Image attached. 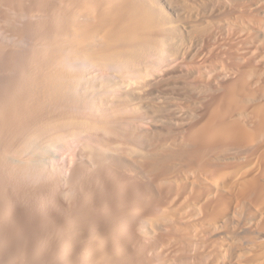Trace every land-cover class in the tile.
I'll return each mask as SVG.
<instances>
[{
    "label": "bare ground",
    "instance_id": "6f19581e",
    "mask_svg": "<svg viewBox=\"0 0 264 264\" xmlns=\"http://www.w3.org/2000/svg\"><path fill=\"white\" fill-rule=\"evenodd\" d=\"M168 1L0 0V264H264V33L174 104Z\"/></svg>",
    "mask_w": 264,
    "mask_h": 264
},
{
    "label": "rangeland",
    "instance_id": "374dc122",
    "mask_svg": "<svg viewBox=\"0 0 264 264\" xmlns=\"http://www.w3.org/2000/svg\"><path fill=\"white\" fill-rule=\"evenodd\" d=\"M171 3H175V5H176V8H174V9H176L174 12H175V14H176V16H175V14L174 15H172V20H173V22L175 23H177V24H179L180 26L181 25H184L183 23H185V22H187V23H189V28L188 29H194V30H196V31H194V33H189L190 34V37L189 36H186V35H183V40H184V42H182L183 40L181 39L180 40V44H181V47H182V49H183V51H184V55L182 56V58H180V59H177V61L175 60V62H173L174 64L172 65V68H170L171 69V71L169 70V72L171 73L172 72V74H168V76H166V78L165 79H163L162 80V83L159 85V87H161V88H159V90H160V92H161V90H162V92H164V97H162L161 99H166V100H169V101H171L172 103H174V104H180L181 103V99H178V98H175V97H177V96H175L174 97V95L175 94H172L171 95V92L170 91H173L174 93H175V90L176 91H179L180 90V88H181V85L182 84H186V82H188V83H197L198 82V84H205V82H207L206 84H208V82L209 83H212L213 81V83H215L216 81H218V79H220L219 77V75H221L220 73L222 72V70H221V68L223 67V65L225 64L226 65V63L225 62H227V59L226 60H224L225 59V55L224 54H226L225 52H227V51H229L231 48H233L232 50L233 51H231L232 52V54H234L233 52H235L238 48L237 47H239L240 46V44L242 45V43H236V42H238V41H240L241 42V40H242V42H244L243 41V39L246 37L247 39H248V36H252L253 37V35L257 38L258 36V39L259 40H261L263 37H262V35H264V34H262V33H264V18L263 17H261L260 15H258V16H254L253 14H255L256 15V13H254L255 11H253V10H250V11H252V12H248V8H234L233 10L235 11V15H237V16H235L234 14L232 15V9H229V8H227V11H226V9L224 10L223 8H221L220 6H218L217 4H218V1L216 2V0H183V2H181L182 0H178V1H176V0H169ZM168 1V2H169ZM181 3H180V2ZM188 3H187V2ZM198 1H204L203 3H204V5H203V3L201 4L200 2H198ZM196 2V3H195ZM179 3V4H178ZM182 3H183V5H182ZM198 3V4H197ZM200 3V4H199ZM206 3H207V5H206ZM209 3V4H208ZM189 5V6H184V5ZM180 7H179V6ZM195 5V6H194ZM203 5L204 7H201V6ZM206 5V6H205ZM215 5V6H214ZM183 6V7H182ZM192 6H193V8H194V10L197 12L198 11V14L197 15H195V11L192 9ZM177 7H178V9H177ZM189 8V9H186V8ZM201 8L200 10L199 9H197V8ZM180 8V9H179ZM192 9V11H188L189 12V14H192L191 15V19L189 18H185L184 16H183V14H182V12L184 11V9H186V10H191ZM204 8V9H203ZM218 8V9H217ZM173 9V10H174ZM202 9H203V11H202ZM212 9V10H211ZM220 9L222 10V11H220ZM183 10V11H182ZM186 10H185V12H186ZM209 10V11H208ZM236 10H238V11H236ZM242 10H244V11H246V12H241ZM207 11V12H206ZM215 11H216V13H215ZM217 11H218V13H217ZM228 11H229V13H228ZM169 12V11H168ZM178 12V13H177ZM191 12V13H190ZM212 12H213V15L215 16H213L212 15ZM225 14H223V13ZM232 12V13H231ZM237 12H241L242 14H243V17L244 16H247L246 17V19L244 18V25L245 26H243V23H241L242 21H243V17L241 18V20H239V19H237V23L236 24H238V27H236L237 25H235V23H233V22H236V19H235V17H238L239 18V14L237 13ZM171 13V12H170ZM204 13V14H203ZM210 15H209V14ZM247 13H248V15H247ZM181 14V15H180ZM201 14V15H200ZM231 14V15H230ZM255 17H253L252 15ZM219 15H221L220 17H219ZM230 15V17H228ZM251 15V16H250ZM201 16V17H200ZM210 16V17H209ZM213 18H212V17ZM234 17V18H232V17ZM240 16H241V14H240ZM248 16H250V18H254V19H256V17H257V20H255V21H253L252 19H249V17ZM178 17V18H177ZM224 17H225V19H224ZM258 17H261V18H258ZM197 18V19H196ZM200 20H199V19ZM201 18H202V20H201ZM218 18V19H217ZM230 20L229 22H231V21H233L232 23H229L227 20L228 19ZM197 21H196V20ZM210 19H212V23L210 22ZM247 19H249V20H247ZM263 21H262V20ZM184 20V21H183ZM190 20V21H189ZM195 20V21H194ZM199 20V21H198ZM208 20V21H207ZM216 22L217 20H218V24H220L221 23V25L223 26L222 27V30L219 32V30L221 29V27H220V25H219V27L220 28H217V26L218 25H215L216 23L214 22V21ZM225 20L232 26L233 24L235 25H233L232 26V28H231V26L228 24V26H226L227 25V22H225ZM249 22V21H253V22H255V27H257V25H259L260 26V28L259 27H257V28H253V26H254V24L253 25H251V23H253L252 21L251 22H249V23H247V21ZM182 21V22H181ZM189 21V22H188ZM205 21V23H206V21L209 23V24H205V23H203ZM223 21H224V23H223ZM239 21V22H238ZM260 21H262V24H261V22ZM179 22V23H178ZM194 22V23H193ZM199 22V23H198ZM201 22L205 25V27H204V29L203 28H201V27H203L204 25L203 24H201ZM213 22H214V24H213ZM175 23V25H177ZM191 23L192 24H194V25H191ZM225 23H226V25H225ZM239 23H241V25L243 26V30H245V28L246 29H248L249 30V32H250V35H249V32H247L246 30L245 31H243V30H240V32L242 31V33H240L239 32V29H242V28H240V27H242L241 25H239ZM197 24V25H196ZM201 24V25H200ZM211 24L213 25V27L215 28V26H216V30L213 28L212 29V31H211V28H210V26H211ZM246 24H250V25H247V26H249L248 28L246 27ZM186 25V24H185ZM188 25V24H187ZM186 25V26H187ZM190 25H191V27H190ZM198 25H199V27H198ZM203 25V26H202ZM224 25L226 26L225 28H224ZM196 28H195V27ZM207 26H209V27H207ZM240 26V27H239ZM224 28V29H223ZM239 28V29H238ZM259 28V29H258ZM201 29V31L203 32L204 30L206 31H204L205 33H201V31H199ZM217 29H219L218 31H217ZM229 29H231V30H229ZM256 31H255V30ZM209 30V31H208ZM234 30H236V31H234ZM238 30V31H237ZM191 31V30H190ZM214 31H217V32H214ZM232 31V32H231ZM193 32V31H192ZM197 32V33H196ZM209 32V33H208ZM246 32V33H245ZM196 33V34H195ZM199 33H201V34H199ZM213 33V34H212ZM217 35L218 33V36H216L215 34ZM227 33V34H226ZM239 33V34H238ZM192 34H194L193 35V37H191L192 36ZM198 34L200 35V37L198 36ZM204 36H203V35ZM209 34H212V35H214L215 36V38H213V36L212 35H209ZM228 34H230V35H228ZM232 34V35H231ZM237 34V35H236ZM244 34L246 35L245 37H243L244 36ZM248 34V35H247ZM262 34V35H261ZM197 35V36H196ZM208 35V36H207ZM220 35H222V36H220ZM227 35V36H226ZM234 35V36H233ZM236 35V36H235ZM242 35V37H240ZM257 35V36H256ZM202 36V37H201ZM212 36V37H211ZM238 36V37H237ZM260 36H261V38H260ZM2 37H6V35H4V36H2ZM2 37H0V38H2ZM227 37V38H226ZM236 39H234V38ZM186 38V39H185ZM192 38V39H191ZM193 38H196V40H197V42H196V40L195 39H193ZM208 38H211V39H209L208 40ZM225 38V39H224ZM229 38V39H228ZM238 38H240V39H238ZM254 38V37H253ZM215 39H217V41L215 40ZM220 39H221V41H223V42H221L220 41ZM5 40V39H4ZM195 40V41H194ZM203 40V41H202ZM208 40V41H207ZM211 40H213V41H211ZM225 40V41H224ZM228 40V41H227ZM230 40V41H229ZM244 40H246V39H244ZM8 41H9V39H8ZM7 41V42H8ZM31 41V43H33L32 42V40H30ZM210 41V42H209ZM214 41H215V43H214ZM220 41V42H219ZM6 42V41H5ZM6 42V43H7ZM26 42V41H25ZM204 42V43H203ZM225 42V43H224ZM234 42V43H233ZM183 43H185L184 45H183ZM190 43V44H189ZM192 43V44H191ZM200 45H199V44ZM219 43H221V44H219ZM248 43V42H247ZM247 43H243V45L244 46H248V44ZM7 44H10V42H8ZM187 44H188V47H187ZM206 44H207V46H206ZM217 44V45H216ZM224 44H226V45H224ZM239 44V45H238ZM213 46V47H211V46ZM221 45H223L224 46V48H223V46H221ZM230 45H231V47H230ZM233 45V46H232ZM31 46H32V44H31ZM219 48H218V47ZM221 46V47H220ZM235 46V47H234ZM237 46V47H236ZM249 46H250V44H249ZM185 48V49H184ZM189 48V49H188ZM213 48V49H212ZM230 48V49H229ZM235 48H237L236 50H235ZM191 49H192V51H191ZM221 49V50H220ZM186 50H188V51H186ZM212 50V51H211ZM215 52H214V51ZM224 52H223V51ZM186 51V52H185ZM210 51V52H209ZM229 51V53H231ZM187 52H188V54H187ZM192 54H191V53ZM198 52V53H197ZM206 52V53H205ZM208 52V53H207ZM218 52V53H217ZM223 52V54H221ZM213 53V54H212ZM187 54V55H186ZM206 54V55H205ZM219 54H221V55H219ZM187 57H186V56ZM189 55H191V56H189ZM202 55V56H201ZM210 55V56H209ZM212 55V56H211ZM208 56V57H207ZM214 56H216V57H214ZM219 56V57H218ZM221 56V57H220ZM225 56V57H224ZM202 57V58H201ZM220 58L221 59V61L218 59V58ZM188 58V59H187ZM222 58H223V62H224V64H221V62H222ZM216 60V63L214 62V61H212V60ZM219 60V61H218ZM182 61V62H181ZM183 61H184V63H183ZM186 61V62H185ZM211 61V62H210ZM181 62V63H180ZM205 62V63H204ZM220 62V66H219V63ZM222 62V63H223ZM188 63V64H187ZM192 66H194V67H191V65ZM193 63H194V65H193ZM203 63V64H202ZM182 64H183V66H182ZM215 64H216V66H215ZM218 64V65H217ZM188 65V66H187ZM212 65V66H211ZM182 66V67H181ZM204 66V67H203ZM217 68V70H214V69H216L215 67ZM222 66V67H221ZM174 67V68H173ZM186 67V68H185ZM191 67V68H190ZM201 67V68H200ZM221 67V68H220ZM177 68V69H176ZM182 68V69H181ZM194 68H196V69H194ZM199 68V69H198ZM219 68H220V70H219ZM173 69V70H172ZM181 69V70H180ZM185 69L186 70H190L189 71V73H191V74H188L187 76H186V71H185ZM192 69V70H191ZM203 69V70H202ZM209 69V70H208ZM212 69V70H211ZM175 71L176 72H178V71H180L178 74H180V75H178L177 73H175ZM199 71H200V73H203L204 75H202V74H200L199 73ZM202 71V72H201ZM213 71H216V72H213ZM219 71V72H218ZM221 71V72H220ZM174 72V73H173ZM197 72V73H196ZM207 72H210V73H207ZM183 73V74H182ZM173 74H175V75H173ZM194 74V75H193ZM208 74V75H207ZM172 75V76H171ZM214 75V76H213ZM219 77H218V76ZM182 76V77H181ZM193 76V77H192ZM170 77H172V78H170ZM186 77V78H185ZM201 78V80H200V78ZM213 79H215V80H213ZM217 79H216V78ZM167 78H169L168 80H167ZM177 78H178V80H177ZM192 78V79H191ZM197 80H196V79ZM199 78V79H198ZM212 80V82H211V80ZM165 80V81H164ZM175 80V81H174ZM195 80V81H194ZM210 80V81H209ZM179 81V82H178ZM183 81V82H182ZM194 81V82H193ZM203 83H202V82ZM172 82H174V83H172ZM185 82V83H184ZM166 85V86H165ZM169 85V86H168ZM175 85V86H174ZM164 86V87H163ZM163 88V89H162ZM168 89V90H167ZM164 90V91H163ZM165 90H167V91H169V92H166ZM165 93H167V94H165ZM168 93H169V95H171V96H169L168 95ZM167 96V97H166ZM168 96L170 97V98H168ZM168 98V99H167ZM155 101V100H154ZM170 102V103H171Z\"/></svg>",
    "mask_w": 264,
    "mask_h": 264
}]
</instances>
